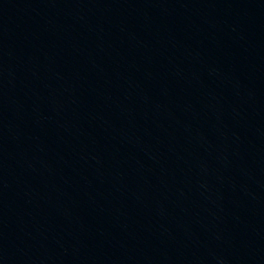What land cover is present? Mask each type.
Here are the masks:
<instances>
[{"label": "water", "instance_id": "95a60500", "mask_svg": "<svg viewBox=\"0 0 264 264\" xmlns=\"http://www.w3.org/2000/svg\"><path fill=\"white\" fill-rule=\"evenodd\" d=\"M0 264H264V0H0Z\"/></svg>", "mask_w": 264, "mask_h": 264}]
</instances>
